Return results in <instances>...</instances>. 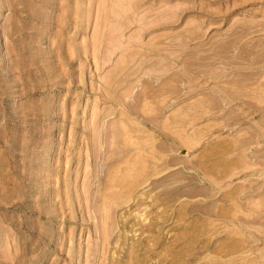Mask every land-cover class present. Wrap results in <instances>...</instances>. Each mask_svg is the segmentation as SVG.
<instances>
[{
	"label": "rangeland",
	"instance_id": "1",
	"mask_svg": "<svg viewBox=\"0 0 264 264\" xmlns=\"http://www.w3.org/2000/svg\"><path fill=\"white\" fill-rule=\"evenodd\" d=\"M147 263L264 264V0H0V264Z\"/></svg>",
	"mask_w": 264,
	"mask_h": 264
},
{
	"label": "bare ground",
	"instance_id": "2",
	"mask_svg": "<svg viewBox=\"0 0 264 264\" xmlns=\"http://www.w3.org/2000/svg\"><path fill=\"white\" fill-rule=\"evenodd\" d=\"M159 165V164H158ZM163 165V164H162ZM158 169V168H157ZM162 170V169H161ZM210 171V170H209ZM163 172V171H162ZM161 172V173H162ZM168 174V173H167ZM160 176V175H159ZM161 178H163V177H161ZM212 178V177H211ZM151 179V178H150ZM147 178H140V180L136 183V187H138L139 188V186L141 187V185H143V183L145 182H147ZM159 180V179H158ZM157 180V181H158ZM155 182H156V180H155ZM154 182V183H155ZM151 183V182H150ZM154 183H152V184H154ZM206 183V182H205ZM211 185V184H210ZM152 186V185H151ZM212 186H214L213 184H212ZM215 188V187H214ZM135 191V190H134ZM153 192V191H152ZM149 194H147V195H142L143 197H142V200H148V199H151V200H153V196L151 195V190H150V192H148ZM153 197V198H152ZM141 200V201H142ZM144 200V201H145ZM139 202L137 201V208H139L140 209V207L142 206V205H140V204H138ZM157 199L155 198L154 199V203H153V205H156V207H157V209H158V206H157ZM136 204V203H135ZM151 205V204H150ZM136 206V205H135ZM153 208V207H152ZM136 209V208H135ZM138 209V210H139ZM164 209V208H163ZM146 210V209H145ZM159 210H160V208H159ZM194 210V209H193ZM163 211V210H162ZM162 211H160L159 213H160V215H161V213H162ZM233 211V210H232ZM155 212H157V211H155ZM155 212H153V213H155ZM152 213V214H153ZM180 214V213H179ZM179 214H178V216H179ZM137 215H138V213H137ZM146 215V213L145 214H141V215H138V216H145ZM159 216V215H158ZM180 217V216H179ZM159 218V217H158ZM147 220H148V217L146 218ZM167 222V221H166ZM163 223V222H162ZM145 225H141L139 228H141L140 230V234L143 232V228H148L149 230H153V228H155L154 227V225L151 223V221L149 222V224H147V223H144ZM138 225V224H137ZM136 225V226H137ZM161 225V224H160ZM132 229V228H131ZM130 230V229H129ZM138 230V229H137ZM136 230V231H137ZM127 231H128V229H127ZM139 231V230H138ZM137 231V232H138ZM160 231H162V230H160ZM126 232V231H125ZM147 232V231H146ZM136 233V232H135ZM214 233V232H213ZM124 234V233H123ZM139 234V235H140ZM182 234V233H181ZM185 234V233H184ZM143 235H144V233H143ZM195 235V234H194ZM185 237V236H184ZM153 238V237H152ZM129 239V238H128ZM139 239V238H138ZM154 239V238H153ZM180 239V238H179ZM190 240V239H189ZM192 240V239H191ZM199 240H200V238H199ZM202 240V239H201ZM145 242V241H144ZM152 242H153V240H152ZM195 242V241H194ZM143 243V242H142ZM167 243V242H166ZM138 244H139V242H138ZM182 244H184V242L182 243ZM204 244H205V242H204ZM208 244V243H207ZM145 246V245H144ZM162 246V245H161ZM186 246V245H185ZM187 247V246H186ZM156 248V247H155ZM194 248V247H193ZM133 249V248H132ZM163 249V248H162ZM163 251V250H162ZM185 251V250H184ZM136 252V251H135ZM146 252V251H145ZM158 252V251H157ZM133 255V254H132ZM135 255V254H134ZM161 255V254H160ZM142 256H144V255H142ZM149 256V255H148ZM158 256V255H157ZM133 257V256H132ZM153 257V256H152ZM189 257V256H188ZM140 258V257H139ZM155 258V257H154ZM161 258V257H160ZM181 259H184L185 260V258H183V257H181ZM129 260V262H130V260H132V259H128ZM134 260V259H133ZM145 260V259H144ZM154 260V259H153ZM155 260H158V259H155ZM162 260V259H161ZM188 260V259H187ZM143 261V260H142ZM163 261V260H162ZM173 261V260H172ZM157 262H160V260L159 261H157ZM174 262H175V260H174ZM145 263V262H144ZM150 263V262H149ZM160 263H162V262H160ZM160 263H158V264H160ZM166 263V262H165ZM176 263H178V262H176ZM148 264V263H147ZM155 264V263H154Z\"/></svg>",
	"mask_w": 264,
	"mask_h": 264
}]
</instances>
